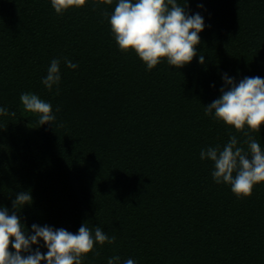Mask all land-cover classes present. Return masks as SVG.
<instances>
[{
    "label": "trees",
    "instance_id": "obj_1",
    "mask_svg": "<svg viewBox=\"0 0 264 264\" xmlns=\"http://www.w3.org/2000/svg\"><path fill=\"white\" fill-rule=\"evenodd\" d=\"M117 3L57 14L51 0H0V107L16 113L0 115V209L17 211L28 234L34 223L72 233L86 223L93 236L96 226L116 236L82 264H264V182L237 197L200 158L231 135L247 151L243 132L205 112L224 74L264 78V0H177L204 18L197 55L152 70L119 49L103 15ZM53 59L61 81L49 91ZM26 92L50 103L55 121L40 125ZM244 131L264 150V125ZM20 192L33 199L16 210ZM43 243L33 250L46 253Z\"/></svg>",
    "mask_w": 264,
    "mask_h": 264
},
{
    "label": "clouds",
    "instance_id": "obj_2",
    "mask_svg": "<svg viewBox=\"0 0 264 264\" xmlns=\"http://www.w3.org/2000/svg\"><path fill=\"white\" fill-rule=\"evenodd\" d=\"M112 5L113 0H102ZM57 14H63L70 8H81L86 0H51ZM203 7L202 4L198 5ZM95 8V6H94ZM103 15L109 17L111 31L119 49L123 52L134 50L146 64L148 70L155 68L162 59L169 65L181 68L192 62L197 55L196 46L200 43L199 33L205 28L204 18L200 13L190 15L177 0H118L114 11ZM68 68L78 67L65 58ZM204 63V56H200ZM225 86L220 89L221 96L206 106V115L234 126L243 132L247 145L238 146L235 135L221 146L207 147L200 152L202 160L214 163L212 177L218 184L231 187L237 197L250 196L256 184L264 182V150L256 138L244 131L245 126L252 132H258L264 125V78L259 76L244 77L239 82L224 74ZM61 81L60 60L53 59L42 78V83L49 91ZM56 94H59L57 87ZM20 100L28 112L39 114V124L52 123L56 117L52 114V105L42 100L37 94L22 93ZM61 109L57 107L56 111ZM0 115L15 116L7 108L0 107ZM30 192H20L13 200V208L19 210L32 202ZM32 234H28L17 211L9 212L7 207L0 209V264H82V258L92 252L96 243L113 244L116 236L109 237L99 226L95 227L94 236L86 223L78 233L65 228H53L48 225L32 224ZM14 238V239H13ZM43 240L42 252L39 245ZM14 249V251H13ZM99 253H97L98 255ZM119 256L108 259V264H119ZM123 264H136L128 258Z\"/></svg>",
    "mask_w": 264,
    "mask_h": 264
}]
</instances>
